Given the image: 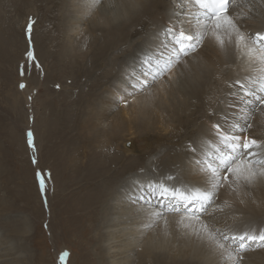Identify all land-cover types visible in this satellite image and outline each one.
<instances>
[{
	"label": "bare ground",
	"instance_id": "bare-ground-1",
	"mask_svg": "<svg viewBox=\"0 0 264 264\" xmlns=\"http://www.w3.org/2000/svg\"><path fill=\"white\" fill-rule=\"evenodd\" d=\"M66 2L74 16L68 27L73 32H80L85 38L82 40V45L74 50L83 54L98 34L111 41L104 47L108 52L107 73L104 74L113 76L115 72L113 70L120 65L117 66L115 60H125L124 67L120 68L117 77L123 82L124 85L121 87L126 94L134 91V94H130L131 104L122 103V106L112 104L104 112L96 111L98 115L93 120L96 132L99 128L102 134L106 129L110 133L103 135L99 132L91 135L90 132L84 133L88 135V137L84 136L85 140H93L97 145L94 150L88 152L89 154L87 150L78 149L80 158L84 155L83 158H88L89 163L85 162L83 166L82 162L81 164L79 162L80 165H74L79 173L72 171L77 175L78 181L84 184L83 187L89 189V196L84 199V208L87 215L91 216L86 222L91 221L96 215L95 203L99 202L104 206L101 214L97 216L100 225L97 224L95 228L96 244L101 251L96 253L98 259L105 264H237L239 240L232 241L225 237L244 233L258 235L264 232V156H242L239 151L229 155L226 141L217 136L212 126L219 124L222 129L232 132L234 123L239 122L243 125L244 117H248V122L253 124L251 135L258 133V137L255 135L256 138L264 141V122L262 117L258 116L262 113L264 105L255 102L240 104V88L235 83L239 80L255 91L260 87L261 82H264V44H257L253 39L257 31L264 32V0H232L229 5V18L237 25H242V34L246 37L239 43L235 29L229 28L226 24L217 32L207 16H201L197 20L199 10L192 0H66ZM3 3L4 0H0V8ZM172 27L177 32L185 31L202 41L196 45L195 52L187 57H181L179 63L175 62V54L172 52V38L165 34V29ZM108 29L110 30L107 31ZM217 36L223 44L218 42ZM165 44L167 50L163 47ZM3 48L1 45L0 69L4 68L8 57L4 50L2 51ZM161 52H163L162 58H160ZM36 54L43 65L42 71L49 78L51 66L49 67L48 59H45V53ZM170 55L173 57V64L166 66L165 60ZM96 59V55L92 54L86 61L92 65ZM148 61L151 63L149 64ZM149 69L155 75L149 74L145 78L143 74ZM158 69L163 70L162 74L169 71L168 80L164 82L158 80V76L161 75ZM258 94L264 95V93ZM214 104L217 106L213 107ZM100 105L98 107L101 108ZM247 108L251 111L248 112ZM151 109L163 121L165 116L166 123L168 117L175 115L179 123H177L179 131L184 126L187 128L190 120H195L193 121L195 130L187 131V135L191 136L185 139L188 143L187 147L182 146L180 151L174 150L160 155L156 163L154 159L152 160V166L161 170L160 176L141 183L136 178H127L119 185L115 183L116 175L129 168V160H131L129 156L135 149L132 143L127 149L122 143L114 146L112 143L123 131L130 135L128 131L135 122V117H139L137 120L139 121L143 117L141 111L146 115ZM194 109H197L195 117H191V113L194 115ZM125 110L126 114L123 113ZM47 112L49 114H46ZM250 115H253V118L249 117ZM155 119L153 118L154 122ZM35 125L41 132L35 133V146L37 151L39 150L37 160L43 163L41 156H46L45 163L56 173L57 167L55 168L54 163L61 161V158L69 159L71 153L76 150L72 149L75 143L71 142V138L66 137L67 145L62 147L63 151L60 155L56 153L57 144L54 142L53 134L63 125H67L66 121L55 113L54 116L51 115L47 107L45 116ZM81 137L84 139L83 136ZM63 140L65 141V138ZM81 146L83 148V145ZM192 148H195V151H190ZM125 156L128 157L123 158ZM143 156L145 158V155ZM222 157H235L236 162L232 167L246 169V175H249L251 180L246 183L241 179L231 183V186L221 187L218 190L217 204L208 209V214L185 212L183 206H180L179 211H172L167 201L164 202L167 207H162L153 199L151 203L132 202L133 194H139L140 188L146 187L150 181L158 188L161 184H165L169 188L175 186L191 194L203 191L210 186L208 176L205 174L206 162L209 160L217 162ZM127 160L128 162L125 163L124 161ZM135 161L141 163V159ZM56 179L58 180V177ZM57 182L58 184L53 185L57 189L66 188L68 184V181L63 179ZM105 196L110 199H106ZM105 199L107 201L104 202ZM86 222L81 219L79 222L81 226L73 227L76 230L80 229L78 233L81 237L89 232V224H84ZM167 230L177 235L174 239L178 241V247L174 250L168 248V237L165 235ZM22 231L25 232L21 233ZM28 231L27 224L13 225L0 220V264H21L22 256L14 248L13 241ZM259 248H264V243L253 244L242 253L239 264H264V254L257 253ZM62 253H66L63 259H61ZM58 258L63 264H70L72 261V256L66 249L59 252Z\"/></svg>",
	"mask_w": 264,
	"mask_h": 264
},
{
	"label": "rangeland",
	"instance_id": "rangeland-1",
	"mask_svg": "<svg viewBox=\"0 0 264 264\" xmlns=\"http://www.w3.org/2000/svg\"><path fill=\"white\" fill-rule=\"evenodd\" d=\"M72 17H74L73 13L69 11L66 0H4L3 6L0 8V38H2L0 39V46L3 45L5 49L3 48L2 51L4 50L8 56L4 68L0 69V220H5L13 225L19 223L28 226L29 231L13 241L14 248L22 256L21 264H63L58 258L62 249H66L67 253L72 256L70 264H105L97 257L96 253L101 251L98 249L95 240V228L100 223L97 216L101 214V209L104 206H101L102 203H95L94 208L96 210L94 212L96 215L92 213L95 216L91 221L86 222L91 216L87 215L84 208V201L89 196V189L86 190L83 187L84 184L78 181L77 175L73 174L72 171H77L75 166L80 165L81 162L83 166L86 164L85 162L89 163L88 158H83L84 155H81L80 158L78 149H84L90 153V150H94L97 145L93 140H85L84 136L88 137V135L84 133L90 132L89 135H91L99 132L102 134L99 128L96 132V126L93 125V120L98 115L96 111L104 112L112 104L121 106L122 103L124 105L131 104L130 94H134V91L126 94V91L122 89L123 82H120L121 80L119 81L117 77L121 71L120 68L124 67L125 60L116 59L117 66L120 65L113 70L115 71L113 76L111 75L110 78L105 75L107 73L108 52L105 51L106 48L104 47L111 41L98 34L95 41L89 44L87 51H84L83 54L74 50L80 44L82 45V40L85 38L80 32H73L68 27ZM29 18L33 21L30 34L25 31ZM102 32L106 33V31ZM29 51L33 54L31 58L27 55ZM38 52L45 53V59H48L49 67L51 66L49 78L42 71L43 65L36 54ZM92 54H95L97 59L91 65L86 60ZM168 72L158 76V80L160 82L168 80ZM106 78L108 79L106 80ZM21 83L25 85L23 89L20 88ZM131 88L133 89V87ZM215 105L213 107L217 106ZM47 107H49L51 115L54 116L55 113L61 116L67 124L57 129L55 134L52 133L55 136L54 142L57 144L56 153L58 155L62 153L63 148L67 145L66 137L71 138V142L75 143L74 146L72 145V149H76L71 153V159L67 157V160H62L61 158V161L54 163L55 168L57 167L56 173L45 163L46 156H41L43 163L37 160L39 150L37 151L35 146V133H41L36 129L35 124L41 122ZM196 110L194 109V115L193 113L189 115L195 117ZM246 110L251 111L250 108ZM151 111L153 109L146 115H144V111H141L145 119L141 117L137 121L139 117H135L134 123L136 125L133 123L128 131L131 134L128 135L123 131L121 132L122 135H118L117 139H119L112 143L113 146L122 143L126 149L132 143V147L135 149L132 152L134 155L130 153L129 156L131 157L129 168L116 175L115 180L117 181L115 183L119 185L127 178H136L141 183L160 176L161 170L152 166V160L154 159L156 163V159L160 155L174 150L180 151L182 146L183 148L187 147L186 140L191 137L187 135V131L195 130V128L193 129L195 125L193 121L195 120H190L189 127L184 126L179 131V123L174 117L175 115L168 117L166 123L164 122L165 116L163 121L154 111L152 113ZM261 111L262 113L258 116L262 117L264 122V109ZM123 113L126 114V110ZM249 117L253 118V115ZM153 118H156L157 123L153 121ZM170 121L172 122L169 124ZM119 129L121 128L119 127ZM29 132L32 134L31 147L28 142ZM104 133L110 132L106 129ZM255 135L258 137V133L253 135L256 138ZM89 141L90 143H88ZM113 151L117 153L116 150ZM179 153L182 154V152ZM182 156L184 155L182 154ZM126 157L128 156L123 158ZM137 159H141V163L135 161ZM124 162L127 163L128 160ZM170 163L173 164V162ZM72 177L74 178L72 179ZM53 179L68 181V186L57 189L53 185L58 184V182ZM106 199L104 202L107 201ZM81 219L86 222L85 225L89 224L90 227L89 232H86L82 237L78 233L80 229L73 228L81 226L79 223ZM23 232L25 231L21 233ZM165 235L168 237L167 245L169 247H167L172 248V250L176 249L178 241L174 238H177V235L171 230H167ZM259 250L261 252H258ZM262 250L264 248H259L257 253L264 254ZM158 255L160 256L161 253ZM78 256L80 257L78 258Z\"/></svg>",
	"mask_w": 264,
	"mask_h": 264
},
{
	"label": "snow or ice",
	"instance_id": "snow-or-ice-1",
	"mask_svg": "<svg viewBox=\"0 0 264 264\" xmlns=\"http://www.w3.org/2000/svg\"><path fill=\"white\" fill-rule=\"evenodd\" d=\"M197 6L199 14L196 19L199 20L201 16H207L210 21L213 22L215 31H219L225 24L237 32V42L243 41L246 37L242 34V25H237L229 18V5L232 0H192ZM33 28V21L29 18L28 26L25 29L26 33H31ZM166 36L172 38V52L175 54V62L179 63L181 57H187L190 53L196 51V45L202 43L199 38L190 35L185 31H179L172 27L165 29ZM254 41L257 44H264V32L257 31L254 36ZM219 43L223 44V41L217 36ZM167 50V45H163ZM29 58L32 57V52L27 53ZM163 57V52L160 54V58ZM159 59V58H158ZM150 64L151 62L148 61ZM173 64V57L170 55L165 60V65L169 66ZM161 72V69H158ZM151 73V69L145 72L143 75L145 78ZM23 75V73H21ZM155 75V74H153ZM239 85V101L240 104H253L255 102L259 105H264V95L258 93H264V82H261L260 87L255 91L247 87L244 83L237 80L235 82ZM25 85L20 84V88L23 89ZM135 87V85H133ZM245 124L241 125L239 122L232 125V132L221 128L219 124H213V128L216 130L217 136L223 141H226V147L229 149V155L235 152H241L242 156L255 157L257 155L264 156V141H261L251 135L250 130L253 128V124L248 122V117H244ZM245 133H248L245 135ZM29 146H32V134L28 133ZM195 151V148L190 149ZM235 157L232 158H220L219 161L213 162L207 161V168L205 174L209 179V187L205 188L196 194H191L185 191H181L179 188L173 186L169 188L165 184H161L159 188L154 186L153 182H148L146 187H141L139 194H133V203L143 201L145 203H151L152 199H155L162 207L168 205L164 202L167 201L171 205L172 211H179L180 206H183L185 212L205 213L208 214V209L217 204L218 190L221 187L231 186V183L238 182L243 179L246 183L251 180L249 175H246V169L233 168L235 164ZM35 163V161H34ZM200 163V162H198ZM223 169V171H220ZM234 178V179H233ZM169 179H172L169 177ZM43 187V182H42ZM146 193V195H145ZM175 201L176 203H172ZM207 226V225H206ZM225 239H231L232 241L239 240L237 251V264H239V258L253 244L264 243V232L257 234H239L231 237H225ZM66 253H62L61 259Z\"/></svg>",
	"mask_w": 264,
	"mask_h": 264
}]
</instances>
